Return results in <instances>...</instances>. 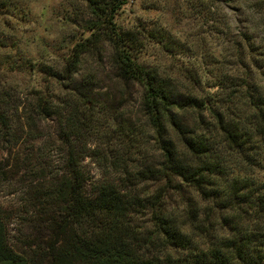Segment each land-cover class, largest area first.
Wrapping results in <instances>:
<instances>
[{
    "label": "trees",
    "instance_id": "1",
    "mask_svg": "<svg viewBox=\"0 0 264 264\" xmlns=\"http://www.w3.org/2000/svg\"><path fill=\"white\" fill-rule=\"evenodd\" d=\"M84 1L91 16L84 29L88 35L72 46L65 67L52 75L67 95L59 102L43 95L36 99L37 113L62 115L66 146L57 183L34 195V203L47 208L48 219L42 221L48 220L54 231L46 244L47 264H264V178L255 173L264 168V57L258 62L250 56L251 70L245 64L242 76L220 74L211 84L217 91L199 98L180 91L160 67L139 61L147 39L170 51L184 52L189 46L160 30L147 35L124 30L115 18L127 0ZM207 1L195 3L210 8ZM250 1L264 13V0ZM242 36L247 45H255L249 34ZM102 44L110 48L117 77L142 87V112L161 158L87 190L81 161L95 152L93 135L106 138L115 150L129 141L128 126L103 117L106 107L92 99L89 82L75 78L83 55ZM183 77L198 82L191 71H183ZM1 103L0 97V125H6ZM149 182L163 185L150 194L144 187ZM183 189L200 200L195 206L191 201L197 199H188L189 213L196 211L189 224L165 201L170 190ZM141 213L150 215V226L141 224ZM0 264H37L9 244L1 207Z\"/></svg>",
    "mask_w": 264,
    "mask_h": 264
},
{
    "label": "rangeland",
    "instance_id": "2",
    "mask_svg": "<svg viewBox=\"0 0 264 264\" xmlns=\"http://www.w3.org/2000/svg\"><path fill=\"white\" fill-rule=\"evenodd\" d=\"M207 2L210 8L195 0H127L115 18L124 30L140 29L144 35L160 30L169 34V40L189 46L190 51H170L147 39L139 61L160 67L165 77H174L180 91L199 98L217 91L211 84L220 74L242 76L250 56L258 62L264 57L263 10L252 6L250 0ZM90 17L84 0H0V97L8 118L6 125H0V207L6 214L9 244L28 262L49 261L46 244L54 231L48 220L42 221L48 219L47 208L35 204L34 195L55 186L66 157L62 115L37 113V95L54 102L65 99L66 92L58 89L52 75L65 67L72 46L88 35L84 29L90 25ZM244 33L255 45H247ZM109 55L106 44L84 54L75 78L89 82L92 99L106 107L103 117L125 129L128 126L124 131L129 141L125 148L115 150L106 138L93 135L90 146L95 152L81 161L87 190L92 184L119 178L125 169L161 158L142 112V87L118 78ZM183 71L196 73L198 82L185 79ZM101 128L100 132L105 131ZM255 173L264 178V168ZM162 185L149 182L144 187L155 194ZM189 198L197 199L191 201L193 205L200 204L189 189L170 190L165 199L167 207L174 208L187 224L196 214L188 211ZM139 218L141 224L150 226L148 213L139 214Z\"/></svg>",
    "mask_w": 264,
    "mask_h": 264
}]
</instances>
